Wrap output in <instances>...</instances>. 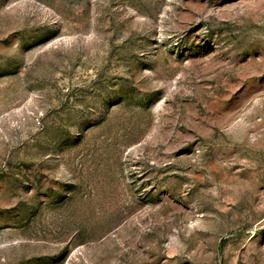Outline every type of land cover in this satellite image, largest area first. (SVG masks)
I'll return each mask as SVG.
<instances>
[{"label":"rangeland","instance_id":"1","mask_svg":"<svg viewBox=\"0 0 264 264\" xmlns=\"http://www.w3.org/2000/svg\"><path fill=\"white\" fill-rule=\"evenodd\" d=\"M0 264H264V0H0Z\"/></svg>","mask_w":264,"mask_h":264}]
</instances>
